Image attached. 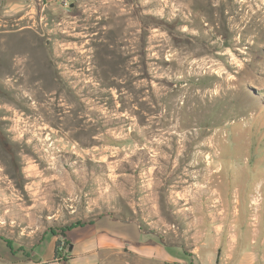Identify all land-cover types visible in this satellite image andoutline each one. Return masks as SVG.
Instances as JSON below:
<instances>
[{
    "label": "rangeland",
    "instance_id": "obj_1",
    "mask_svg": "<svg viewBox=\"0 0 264 264\" xmlns=\"http://www.w3.org/2000/svg\"><path fill=\"white\" fill-rule=\"evenodd\" d=\"M263 15V0H0V228L28 232L40 202L59 234L57 209L119 204L165 229L211 179L264 178Z\"/></svg>",
    "mask_w": 264,
    "mask_h": 264
},
{
    "label": "crops",
    "instance_id": "obj_2",
    "mask_svg": "<svg viewBox=\"0 0 264 264\" xmlns=\"http://www.w3.org/2000/svg\"><path fill=\"white\" fill-rule=\"evenodd\" d=\"M94 7L93 2L88 17L97 21L103 7ZM128 32L124 35L135 34ZM211 183L216 185L212 194L197 199L195 205L181 196L182 204L171 210L165 229L153 225L145 209L127 210L119 204L102 210L57 209L52 215L64 226L73 225L61 235L46 226L45 204L32 203L20 218L28 232L22 227L13 237L11 230L0 228V264H179L163 255L175 246L189 255L191 264H264V178L242 183L211 179ZM260 190L262 201L254 206L255 192ZM153 213L159 216L158 210ZM57 239L67 242V248L60 250L66 260L55 258ZM45 243L52 251L46 257Z\"/></svg>",
    "mask_w": 264,
    "mask_h": 264
},
{
    "label": "trees",
    "instance_id": "obj_3",
    "mask_svg": "<svg viewBox=\"0 0 264 264\" xmlns=\"http://www.w3.org/2000/svg\"><path fill=\"white\" fill-rule=\"evenodd\" d=\"M80 222H77L76 224H79ZM73 225H69V226H65V228L63 229V231L60 233L61 235H65V230L68 228V227H71ZM55 233V231H53ZM62 244V240L61 239H57L56 241V251H55V258L58 259V260H66V258L64 256L61 255V252L59 250V247L61 246ZM64 249L67 248V242L65 241L64 242Z\"/></svg>",
    "mask_w": 264,
    "mask_h": 264
},
{
    "label": "built area",
    "instance_id": "obj_4",
    "mask_svg": "<svg viewBox=\"0 0 264 264\" xmlns=\"http://www.w3.org/2000/svg\"><path fill=\"white\" fill-rule=\"evenodd\" d=\"M261 201H262V196L259 195V196H256V197L253 199L252 203H253L254 206H256V205H258ZM63 245H64V243L62 242L61 246L59 247V250H63V249H64V246H63Z\"/></svg>",
    "mask_w": 264,
    "mask_h": 264
},
{
    "label": "flooded vegetation",
    "instance_id": "obj_5",
    "mask_svg": "<svg viewBox=\"0 0 264 264\" xmlns=\"http://www.w3.org/2000/svg\"><path fill=\"white\" fill-rule=\"evenodd\" d=\"M133 37H134V34H133ZM128 40H130V42H131V44H130V47L132 48V50L130 51V54H133L134 52H135V50L133 49V40L132 39H128ZM129 44V43H128ZM134 84V86L136 85V82L135 83H133ZM68 131H72L71 129H69ZM75 131H76V128H75ZM67 134H68V136H69V132H67ZM66 135V134H65Z\"/></svg>",
    "mask_w": 264,
    "mask_h": 264
},
{
    "label": "bare ground",
    "instance_id": "obj_6",
    "mask_svg": "<svg viewBox=\"0 0 264 264\" xmlns=\"http://www.w3.org/2000/svg\"><path fill=\"white\" fill-rule=\"evenodd\" d=\"M263 1H264V0H263ZM240 3H241V2H240ZM238 4H239V3H238ZM243 7H244V6H243ZM249 7H250V6H249ZM242 9H243V8H242ZM247 9H248V8H247ZM245 11H246V9H245ZM251 13H252V12H251ZM246 14H247V13H246ZM249 15H250V14H249ZM263 16H264V15H263ZM86 24H87V23H86ZM63 103H64V102H63ZM136 127H137V126H136ZM53 132H54V131H53ZM59 132H60V131H59ZM57 134H59V133H57ZM61 135H62V134H61ZM66 135H67V137H68V134H67V133H66ZM99 139H100V138H99ZM64 140H65V138H64ZM57 141H58V140H57ZM65 141H66V140H65ZM61 142H62V141H61ZM63 142H64V141H63ZM66 142H67V141H66ZM69 142H70V141L68 140V144L65 143L64 146L68 148L69 145H70ZM71 142H72V141H71ZM59 144H60V143H59ZM68 149H69V148H68ZM71 149H72V148H71ZM6 188H7V187H6ZM4 189H5V187H4Z\"/></svg>",
    "mask_w": 264,
    "mask_h": 264
}]
</instances>
